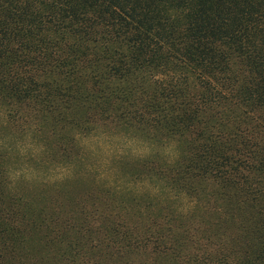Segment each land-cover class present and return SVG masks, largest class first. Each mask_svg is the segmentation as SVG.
Instances as JSON below:
<instances>
[{
    "label": "trees",
    "instance_id": "1",
    "mask_svg": "<svg viewBox=\"0 0 264 264\" xmlns=\"http://www.w3.org/2000/svg\"><path fill=\"white\" fill-rule=\"evenodd\" d=\"M0 109L56 166L179 153L33 186L0 143V264H264V0H0Z\"/></svg>",
    "mask_w": 264,
    "mask_h": 264
},
{
    "label": "rangeland",
    "instance_id": "2",
    "mask_svg": "<svg viewBox=\"0 0 264 264\" xmlns=\"http://www.w3.org/2000/svg\"><path fill=\"white\" fill-rule=\"evenodd\" d=\"M5 123V113L0 109V143L6 145L11 151L9 162L12 173L17 178L31 181L33 186L37 184L36 182H54L63 179H65L64 181L71 180L72 185L85 184L83 182L75 183L77 181L75 178L84 173H87L91 180H93V176L100 175L103 179L114 182L117 179L125 178L126 172L121 165V161L124 159L132 162V160L142 157L159 156L163 159L174 160L179 154L174 143L162 146L133 138L127 134L101 129L81 141V150L86 155L84 160L86 164L79 165L81 163H77L70 167L67 165L56 166L40 156L41 148L37 146V143L31 139L28 141L21 139L16 131L6 128ZM36 152L38 158L33 156ZM68 177L71 178L67 179ZM85 182L90 184L87 180ZM154 185L155 181L150 179L145 182L131 181L129 188L133 191L143 192L152 190ZM80 187L83 189L85 186L81 185Z\"/></svg>",
    "mask_w": 264,
    "mask_h": 264
}]
</instances>
